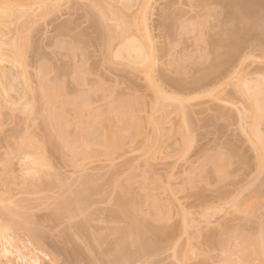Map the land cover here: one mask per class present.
<instances>
[{
	"label": "rangeland",
	"instance_id": "374dc122",
	"mask_svg": "<svg viewBox=\"0 0 264 264\" xmlns=\"http://www.w3.org/2000/svg\"><path fill=\"white\" fill-rule=\"evenodd\" d=\"M112 1L25 0L24 2H28L26 3L28 5L23 7L22 5L25 6L23 0H0V8L13 7L16 10V14L9 19L0 17V46L2 45L3 48L1 50H4L2 52L0 50L2 53L0 55H7L5 56V58L7 57L6 60L3 56V59L0 58L2 60V62L0 61V68L5 72L4 76L0 74V78L2 79H0V86L8 87V82L10 81L9 72L13 71V74L17 72L16 76L18 77L17 82H15V79L14 81H10L14 84L12 91L3 93L4 96L6 95V98L2 96L5 98V101L1 97L0 88V202L2 201L1 203L3 205L6 204L4 206L7 208L9 206L8 200L11 197L14 207L16 206V214L19 213L18 210L21 213L24 212V216L27 213V217L30 216V224H28L29 222L27 223L29 227L34 228L36 225L37 228L41 229L39 230L41 232H39L40 236L43 234V237H40L38 236L39 233H36V241H38L39 237L41 244H38L39 242L33 244L32 240H35L33 238L35 232L33 235L28 234V236L24 234V230L23 232L21 231L22 229L18 228L22 236L20 231H18V234L15 231L17 234V237H15L16 241H14V238L13 241L15 243L11 245L12 247L9 246L10 244L8 245L9 248L11 247L13 249V253L9 257L14 262L23 264L22 260L16 259L17 253L14 249L17 247L19 253L25 254L26 256H32L33 253L36 255L35 253H37L42 264H86L90 261H87L88 259L86 257L89 258L91 253L92 257L95 255L93 256V252L86 245L88 251H91V253H88L85 248L87 240L85 241L86 238L84 235L77 230L76 224L81 220L84 212L85 214L86 212L87 214L92 212L90 215L97 216L104 214V209L100 210L103 213L101 212L99 214H97L99 211H96L97 213L94 211L96 207L98 209L99 207H106L108 209L107 206H109L111 200L106 199L110 201L109 203L106 200L103 201L105 199L103 196L100 202L101 193L100 196L98 194L91 195L95 201L96 199L99 200L98 203L96 202L91 205L95 201L92 200L91 202V196L89 197L90 206L89 201L87 202L88 206L83 204L81 206L79 205L80 207L75 206L70 201L74 198V195H76L86 179H89V175L92 179H95L94 181L98 180V184L111 182L110 186H113L114 182L112 183V181L108 180L123 182L124 179L127 180L128 176L136 174L139 175L135 178L136 181L139 179V186L144 181L151 187L150 191L152 196L158 204L159 211L164 215H162V219L159 217V220L153 216L156 219L154 220L152 215L145 214V216H148L153 227H166L167 230L165 236L162 235L163 237L160 236V240H156L157 242L159 240L157 244L159 247H156L158 249L154 248L155 250L152 249L155 251L154 253L151 250V255L144 254L146 255L145 257L144 255H139L141 256H138L139 259L137 257L136 259L133 258L134 263H132V260L128 263L149 264L150 261H153L152 264L154 262H156L155 264H180L183 261L187 264H223L224 254L227 255L228 250H232L231 247L234 248L233 245H238L239 243L246 245L248 243L247 237L253 239L264 238V159L263 155L260 154L261 152L259 153V150L253 144V139L250 135L252 127L250 102L239 91V86L243 82L254 84L255 79H261L264 82V43L259 44L260 42L258 40H256L257 42L255 40L253 41L251 40V35L245 34L243 36L244 40L241 50L232 63V71H228L229 73H226L224 79L215 86H206L192 91H178L172 89L156 76L155 83L166 96L162 99L164 103H161V106L154 107L153 104L156 100V94L153 88L148 86L144 75L127 70L123 71L119 68L121 63L118 61L120 59L118 60L111 56L117 49L120 39H116L114 34L113 39L110 36H105L108 31L104 33L107 28L105 27L106 30H103V26L106 24H110L111 27L116 26L118 21L114 22V19L117 15L114 16V14H111V16H114L113 20L109 17V20L105 19L103 22H100L104 23L102 26L99 25L100 23L98 24L101 13L99 14L100 9L97 10V8H101V3L104 5L111 3L110 5L102 6L101 12L107 6L111 7L112 5L119 4L118 8L119 6L122 7L118 2L112 4ZM99 2H101L100 5ZM21 3L23 4L20 5ZM89 3L92 4L91 7H89L90 5L88 6ZM193 3H195V0H151L146 14L149 33L155 46L158 47L163 43H167L170 52L174 58L176 57L177 62L179 61L180 63L181 61L185 65L184 72L176 71L166 65L168 56H159L157 63L168 67L171 70V76L177 79L199 77L208 67L209 60L213 56L214 48L211 45V41L218 40V33L221 41L224 38L231 37L229 36V32L232 33L230 31L231 27L237 26L236 23H238V26L239 24L242 26L239 20H232V22L230 20L229 23L232 25H229L228 22V25H226L225 21L228 19V16L230 17V14H227L228 16L226 17V13H224L223 16L225 15V17L222 19H224L225 26L223 24L218 28L220 21L218 19H221V11L223 8L216 6L219 10L215 8V14L212 11L213 13L205 15L203 13V6L202 10L198 6L193 5ZM22 7L24 9L28 7L27 12H24ZM109 8L107 10H114L112 7L111 9ZM91 9L93 10L91 11ZM88 10H90L91 14L87 13L89 12ZM196 10L200 11V16L201 13L203 14L202 18L207 22V25L205 23L206 26L203 24L204 26L198 25L194 29H182V25L193 22L192 20ZM97 12L100 18L95 22V25H97L95 26L91 16L95 17ZM219 12L221 13L217 16ZM108 14L110 16V13ZM103 15L106 17H102L101 20L107 18V13ZM110 19L115 25L111 23ZM216 23H218V26H216ZM61 24L66 25L64 30L59 29ZM228 26H230V30L229 28L226 30ZM222 28L226 31H223L220 35L221 30H223ZM258 31L257 29L255 33ZM127 35L133 36L139 41L143 40L140 32H135V30L129 31ZM108 37H110V40ZM23 39L25 40L23 41ZM21 42H24V47ZM73 42L81 43V47H78L80 45L78 43V46L75 48L76 43H74V46L71 45ZM83 42L85 43L83 44ZM11 43H15L14 49L13 47L11 49L12 45L10 47L8 46ZM104 43L108 44V47ZM83 45L85 47L87 46V50L85 48L87 52L82 49ZM218 50L221 52L225 50V47L222 48L221 46ZM83 51L87 54H84ZM82 54L83 57L86 55L85 60L88 59V62L86 61L85 64L91 68L90 75L84 73L86 77V80L84 79L86 81L85 87L90 88L89 86L93 85L95 87L91 88H99L97 92L95 91L97 94H93L92 96L93 101L91 100L94 104L91 106L94 108L93 113L94 110L95 112L96 110L100 112L105 108L107 109L104 115L99 112H96L97 114L95 113L96 115L99 113L101 116L98 122L101 120V123L105 125L107 123L105 115L109 114L110 116L108 115V117L114 115L110 113V106L109 108H107L108 106L106 107V105L110 104L106 103L108 100L110 102V97L108 96L109 99L106 97L110 91L114 90L112 95L115 94L118 96L117 94L119 93L116 94L115 91L119 92L121 89L123 91L126 89L125 92L127 93L132 87L131 89H135L136 91H131L133 92L131 95L137 93L141 98L139 99V121L141 122L139 137L137 136V140H134V144L130 142L132 145L127 140V145L120 148L113 158L99 160L88 159L89 161L86 159L83 162V158L81 159L79 156L77 158L76 156L73 162L69 159L70 148H65L64 143L62 146L65 149L62 146L59 147V154L57 150L47 149V147L43 148V150L46 149L44 151L42 148L41 150L37 149L40 146H37L38 143L36 142L39 141L40 143L41 140L43 142V135L46 140L52 135H55V138L56 134L54 132L58 129L57 125L59 126V119L57 117L56 119L58 120L54 119L56 113H52V118L49 115L52 111L48 112L49 107L47 108L48 104H46L48 90L45 89L43 84L49 80L46 86L51 90H55V92L58 89L56 88L57 86L59 87V85L62 86L64 84L65 87L62 86L63 89L66 88L68 91L65 89L64 94L63 92L60 93L65 95L69 92V95H66L67 99L61 97V100L64 102H67L70 97V99L75 98L77 92L78 95L80 94L79 91L81 93L84 92L86 88L76 83L74 80L76 76H72L73 72L70 73V71L74 70L73 68L71 69L72 66L70 65H76L78 61V64H80L84 60L81 58ZM109 55L111 59L108 57ZM8 60L10 61L8 62ZM11 61L14 62V65L11 64L13 63ZM85 64L84 66L86 67ZM80 65L79 70L82 68ZM58 66H60L59 69L65 66L70 68L64 73L65 75L63 73L58 74L60 73L57 71ZM45 68L47 70L49 68V71L45 70ZM90 71L88 70V72ZM23 77L28 79L30 87L24 88V86H21V83L23 85ZM6 79L7 81H5ZM55 84L58 85L54 86ZM125 87H128V89ZM63 89H60V91ZM126 93L124 94L126 95ZM121 94L122 92L119 95L121 96ZM127 94L129 95L130 92ZM82 95H85V93H82ZM92 97L88 98L92 99ZM180 101L183 105L182 111L177 109L178 107L175 105V103H179ZM50 102L51 107L55 99ZM67 104L68 108L65 106L67 108V114L69 115L67 116L73 120L75 114L72 109L69 110L71 104ZM83 113L88 114L89 111L87 113L84 109L81 114L84 117L85 115ZM86 116L89 117V114ZM76 117L75 119H78ZM94 117H91V121L98 128L100 126L102 127L103 125L101 123L98 124L97 120L95 122L93 121ZM47 118L48 120H46ZM155 122L157 126H155ZM51 124L55 125H52V127ZM68 128L70 131L75 127L73 124H69ZM259 128L262 131L261 133H264V123ZM45 129H51V132L48 133L52 134L53 132V134L49 136L47 134L48 130L46 131ZM29 139H33L32 144L28 143ZM43 144L46 143L43 142L39 145L43 146ZM19 146H22V152L21 149L18 151L17 148ZM38 151L39 153L40 151L43 153L46 151L47 156L49 153L57 157H46L48 161L51 158L50 164L53 162V169L52 167L49 168L51 173V175L49 173V179L51 181L49 185H51L49 186L47 184V189H43L42 186L40 188L38 182L35 184L37 179L32 178L35 180V183L31 186L29 184L31 187L30 192L26 190L28 186L24 188L23 184L26 183L27 185V182L32 184L33 180L31 179L32 181L30 182L28 177H25V173L23 174L24 170H20L19 165L23 161V153H36L38 155ZM45 153L43 154L44 156H46ZM67 156L69 161H66ZM49 170L45 168L44 172H48ZM54 172H57L58 176L62 174L60 181H56L58 176H54ZM93 172L94 174L96 172V175ZM34 185H36L35 190L38 188V191L34 190ZM136 185L137 183L134 182L133 188L137 189ZM32 186L34 191H32ZM112 186L110 189H112ZM109 193L107 190V198L110 195ZM11 199L10 203L13 205ZM235 202L238 203L237 206L234 205ZM59 206H62V209H59ZM0 207L4 210L3 206ZM142 208L146 209V206L143 205ZM15 218L18 217L13 216V219ZM20 218L17 220L19 221ZM10 219L12 220V218ZM182 219H186V223L187 221L189 222L186 230L182 227ZM0 220L2 224L9 223L4 221V219ZM1 223L0 225H2ZM103 224L97 222L95 225H97V228H100ZM226 224H229L230 227L232 226L233 231L231 233H227L225 228L223 231V227ZM8 226L10 225L8 224ZM15 232L13 230L10 233L13 234ZM101 232H104V229ZM40 238L44 240L41 241ZM216 239L224 241L222 244H216ZM5 242L0 238V245ZM97 246L99 245L97 244ZM102 247L100 246L101 249H103ZM104 247L107 248L105 244ZM174 248H178L180 251L177 250L178 252L176 251V254H174ZM98 249L94 253L97 254L100 252V249L99 251ZM29 250H32V253ZM70 251L73 252L70 253ZM101 252L103 251L101 250ZM101 252L98 253L99 256H105ZM230 253L231 259L236 264H241V261H235L237 256ZM184 254H191L189 256L190 258H182L181 256ZM100 257H97L99 261L101 259ZM97 259L95 260L96 262H98ZM225 261L224 263L226 264L227 262Z\"/></svg>",
	"mask_w": 264,
	"mask_h": 264
},
{
	"label": "bare ground",
	"instance_id": "6f19581e",
	"mask_svg": "<svg viewBox=\"0 0 264 264\" xmlns=\"http://www.w3.org/2000/svg\"><path fill=\"white\" fill-rule=\"evenodd\" d=\"M24 1L25 0H23V2ZM114 1H116V2H114ZM150 1L151 0H113L112 4L113 3L115 4L118 2V3H120V5H122V7L119 6V8L121 7L119 9L118 8L119 4H116L117 8H116V5H114L115 7L112 5L111 7L114 9V10H112L110 6H107V8L110 7L109 9H111L110 10L111 12L109 10H107V8H106L105 10L108 12H106L104 10L103 11L104 13L101 12V8H102V6H105L108 3L104 5L103 3L99 2V5L101 3V8L99 7V8H97V10L100 9V12L99 11L98 12H99V14L101 13V18L106 17L103 14L107 13V18H103L101 20L100 15H98V12H97L95 17L91 16V19L94 20L93 24L95 25L96 24L95 22L98 21L99 18H100V21H98V24L100 22H103V20H105V19L109 20V17L112 18V20H113L114 16L117 15V16H115V19H114L115 20L114 22L118 21V23H116V26H114L117 28H114L113 26L111 27L110 24H106L107 26L104 25V23L99 24L101 26L104 25L103 30H106V28H107V30L104 31V33L108 31L107 34H105V36L107 35V36H110L111 38L112 37L114 38V36H116V39H120L119 40L120 42H118L119 45H118L117 49L115 50L114 53L111 52L112 55L111 54L110 55L113 58H117L118 60L120 59V61H118L121 63L120 64L121 66L119 68H121L123 71L127 70L130 72L136 73V74L141 73L144 75L145 80L148 83V86L153 88V90L155 91V94H156V100L153 104L154 107L159 106L161 103H164V102H162L163 101L162 99L166 96V94L163 93L161 91V89L159 88V86L155 83V79H156L155 77L156 76L159 79H161L163 82L168 84V86H170L172 89L178 90V91H183V90L192 91V90L200 89V88L206 87V86H212V85L215 86V85L219 84L222 81V79H224L226 73L230 72L231 67L233 65L232 63L234 62L235 58L237 57V55L240 52L241 47L243 45V40H244L243 36L245 34L251 35V40H253V41L258 40L260 42L259 44L264 43V0H195V3H193V5L198 6L199 9H202V6H203V9H204L203 13L205 15H209L213 12L215 14V10L218 9V8H216V6H219V7L223 8V10L221 11L222 16L224 13H226L225 14L226 17L228 16L227 14H230V17L228 16L227 17L228 19L226 18L229 21H227L225 19L226 25H228V24L232 25L229 23L230 20H231V22H232V20H237V21L239 20L241 22L242 26H240V24L238 26V23H236L237 26L235 25V26H233V28L231 27V30H230V26H228L226 28V30H228V28H229V30L232 31V33L229 32L230 33L229 36H231V37H227L228 39L227 38L223 39V40L227 39L226 41H223V40L221 41V39L219 38V33L217 34L218 40H212L211 41V45L214 48V53L212 54L213 56L209 60L208 67L204 70V72L199 77L190 78V79L189 78H186V79L185 78L184 79L173 78L170 74L171 70L168 69V67H165V65H159L157 63L159 56H168V62L166 65L173 68L176 71L184 72L185 71V67H184L185 65L182 64L181 61H180V63H179V61L177 62V60L175 59L176 57L174 58V56L170 52V49H169V46L167 45V43H163L157 47V46H155L154 42L152 41L150 33H149V27L147 24V15H146L147 11L149 9V6H150ZM26 3H28V2H24L25 6L22 5L23 3H21L20 5H22L23 7H26L28 5V4L26 5ZM110 4H108V5H110ZM207 4H209V6H207ZM91 5H92L91 3L88 4L89 7H91ZM23 7H22V9L24 12L26 10H28V7L26 9H24ZM116 9H118V10H116ZM92 10L93 9H91V11ZM88 11L89 12H87V13L91 14L90 10H88ZM199 12H200L199 10H196L194 18L192 20L193 22H188V24L182 25L181 28L182 29H192V28L194 29L195 27H198V25H203V24L205 25V23L207 25V22H205V20L202 18L203 14L201 13V16H200ZM221 12H219L218 15L216 13V15L219 16ZM108 13H110V16ZM15 14H16V10L13 7L0 8V17L1 18L3 17L6 19H9L11 16H13ZM111 14L112 15L114 14V16H111ZM225 15L223 17L221 16V19L220 18L218 19V20H220L218 28H220V26H222L225 23L224 19H222L225 17ZM191 19H192V17H191ZM112 20H111V23L115 25V23L112 22ZM227 22H228V24H227ZM216 24H217L216 26H218V23H216ZM234 24H235V22H234ZM95 26H97V25H95ZM224 26H225V24H224ZM224 26H223V28H225ZM65 28H66L65 24H61L59 26L60 30H64ZM257 29L259 31L255 33V31ZM133 30H135V32H140V35L143 37L142 41H139V40L135 39V37L130 36L132 33L130 35H127V33L129 31H133ZM226 30H224V29L221 30L220 35L223 31H226ZM109 31L112 32V36H111V32H109ZM113 34H114V36H113ZM120 36H122V37H120ZM110 37H108L109 40H110ZM85 39L87 40V38H85ZM24 40L25 39H23V41ZM82 40H83V38H82ZM109 40H107V41H109ZM21 43H22V46L24 47V44H23L24 42H21ZM74 43H76V42H73L71 45L74 46ZM78 43L79 42H77L75 44V46H74L75 48H76V46H78L77 45ZM84 43L85 42H83V44ZM108 43H110V41ZM14 44L15 43H11L8 46L10 47L12 45L11 49H12V47L14 49L15 48ZM79 44L80 45L78 47H81V43H79ZM87 44H88V41H87ZM104 44L107 45V47H108V44H106V43H104ZM89 46H90V44H89ZM89 46H88V49H89ZM221 46H222V48L225 47V50L220 52L218 49L221 48ZM86 47H85V45L82 46V49H84L85 52H87ZM1 48H3L2 45L0 46V50H1ZM85 48H86V50H85ZM2 51H4V50L2 49L1 52ZM85 52H84V54H87ZM5 54H7V53H5ZM110 55L108 57H110V59H111ZM2 56L6 60L7 57L5 58V56H7V55H5V56L0 55V58H2ZM84 56L85 57H83V54H82L81 58L82 59L86 58V55H84ZM0 61L2 62L1 59H0ZM9 61L10 60H8V62ZM86 61L88 62V59H86V60L84 59L82 61V63L85 64ZM11 62H13V61H11ZM78 62L76 65L73 63H72L73 65H70V66H72L71 69L72 68L74 69V70L70 71V73L73 72V74H75V75L72 74V76H76L74 79L76 81V83L80 84V86L85 87V83H86V81H84V79L86 80L85 74L88 73L90 75L91 74V71H90L91 68L88 67L87 64H85L86 67L89 68V69H87L84 66V64L80 65L82 63L78 64ZM11 64L14 65V62ZM77 65H78V67H77ZM79 65H80V67L82 66V68H80V70H79ZM59 67L60 66L57 67L58 70L56 68V70L60 72V73H58L56 71L58 74H61V73L64 74V73H66L68 68H70L68 66H65V67H61L59 69ZM45 70H47V68H45ZM88 70L90 72H88ZM8 71H9V69H8ZM47 71H49V68ZM11 72H9L10 81L11 80L14 81V79H15V82H17V79H18V77L16 76L17 72L16 73L14 72L15 74H13V71H11ZM0 74H2V76H4V74H5V72L1 68H0ZM88 74H87V76H88ZM21 76H23V75L21 74ZM23 78L24 79L21 78L23 80L22 81L23 85L21 83V86H24V88L30 87L28 84V79L26 77H23ZM5 81H7V79ZM10 81L8 82L9 83L8 87L2 86V85L0 86L1 97L4 96L3 93H6L8 91H12V89L14 88V86H13L14 84H12ZM47 81L49 82V80H47ZM44 82H46V81L44 80ZM48 82H46V83H48ZM254 82H255L254 84H248V82H243L241 84V86H239V91H241L247 97V99L250 102L251 111H252L251 112V114H252V127H251V131H250V135L252 136L253 144L255 145L256 149L259 150V153L261 152L260 154L263 155V159H264V133H261L262 131H260V128H259L260 125L264 123V82L261 79H255ZM46 83H44L45 85L43 84V86L45 87L46 90L49 91V93L47 91L48 99L46 102V104H48L47 108L49 107L48 112L52 111L51 114H49L51 118H52V116H51L52 113L53 112L56 113V115H54V117H55L54 119H56V117L59 119V121H58L59 126L57 125L58 129L55 128V129H57L56 132H54L56 134L55 138H54L55 135L54 136L52 135L53 132H52V134L48 133V132H51V129H49L50 131L48 129H45L46 131L48 130L47 134H49V136L52 135L53 137L52 136L48 137L46 140L44 138V135H43V142L46 143V144H43V146L44 145H46V146L43 147V146L39 145L40 143L41 144L43 143V142H41L42 141L41 140L40 143H39V141L36 142V143H38L37 146H40V148H37V147H35V148L40 149V150L42 148V150H43V148L47 147V149L51 148L53 150L55 149V151L57 150V153L59 154V151H60L59 147H61L62 144L64 143L65 148H68V147L70 148V151H69L70 152V158H69L70 161L74 162V158L76 156L78 158V156H79V158H81V159L83 158L84 160H82V161L85 162L86 159H87V161H89L92 159L93 160H99V159L113 158L114 155L118 152V150L120 148H123V146L127 145L128 142L129 143L133 142L132 144H134L135 143L134 140L139 137V131H141V122L139 121V107H140L139 106V99H141V98L136 92H135L136 94L131 95V93H133L135 90V89L134 90L131 89L132 87L130 88L131 90L129 89V91H128V92H130L129 95L127 94L128 92L127 93L125 92L126 89H124V88H123L124 91L122 89L119 92L115 91L116 94L117 93L120 94L122 92L121 96L119 94H117L118 96L113 94L114 97L116 96L115 98L112 95L114 90L110 91L111 93L109 92L108 95L104 94V95H106V97L108 99L110 97V102L106 98L108 100V102L106 101V103L107 104L110 103L109 105H106V107L108 106L107 108H109V106H110V113H111V115L114 114L111 117H108L109 114L105 115L106 116L105 120H107V123L104 125L101 123V120L98 122L99 118L101 117L99 113H103V115H104V112L107 111V109L105 108L103 111L101 110L100 112L96 110V112H99L98 115H96L97 113L95 112V110L93 113L94 108L91 107L94 105L92 102L93 101L92 96H93V94H97L96 92L99 88L96 87V89H93L95 87V86L93 87V85L89 86L90 88L85 87L86 90L82 93H85L86 96L88 95L89 98L92 97V99H89L88 97L86 98V96L82 95V93L79 91V93H80L79 95L77 92L78 96L75 95L76 97L73 99H70L71 97L70 98L68 97L69 99L67 100V102H64L61 100V97H63V99L64 98L67 99L66 95H69L68 94L69 92H67V94L63 95L65 92V89H66V88L63 89V87H65L64 84L62 82H60L63 84L62 85L63 87L61 85H59V87L58 86L56 87V88H58L57 90L59 91L58 92L56 90V92H57V95H56L55 90H51L50 88H47L48 86H46ZM57 83H59V82H57ZM78 84H77V86H78ZM56 85H58V84H55L54 86H56ZM91 87H93V88H91ZM125 88L128 89V87H125ZM60 89H63L64 91L63 90L60 91ZM24 90H26V89H24ZM81 91H83V90H81ZM131 91H133V92H131ZM60 92H63V94H61ZM124 93H126V95ZM4 97H2V98H4ZM73 97H74V95H73ZM5 98H4V101H5ZM111 98H113V100H111ZM54 99H55L54 103L57 102L58 104L56 103L54 105V103H52V106L50 107V105H51L50 101L54 100ZM56 99H58V101H56ZM59 100H61L62 103L59 102ZM87 101H89V102H87ZM140 102H141V100H140ZM67 103L71 104L69 110L72 109L73 113L75 114L74 115L72 113L74 115L73 120L68 117L69 115L67 114V111H66V109L68 108ZM179 103H175V105H177V107H178L177 109L182 111L183 105L181 104V101ZM140 105H141V103H140ZM175 105H174V107H175ZM65 106H67V108ZM166 107H167V105H166ZM84 109L87 111V113L89 111L88 114H89L90 118L86 116V115H88V114H85L86 112L83 113V115H85L86 118H84L85 116L83 117L81 115L82 112L84 111ZM164 109H165V106H164ZM175 109H176V107H175ZM108 113H109V109H108ZM91 115H93V116H91ZM75 116H77L78 119H75ZM91 117L95 118V120L93 118L94 122L97 120L98 124L101 123V125H103V126L102 127L100 126V128H98V126L95 125L91 121L92 120ZM81 118H82V120H81ZM58 119H56V120H58ZM46 120H48V118ZM56 120H55V122H56ZM46 122H48V121H46ZM55 122L53 121V123H55ZM97 122H96V124H97ZM102 122H104V121H102ZM69 124H73L75 128H73L72 130L69 131L68 130ZM156 124L157 123L155 122V126H157ZM52 125H55V124H51V126ZM106 125H108V126H106ZM46 128H47V126H46ZM41 139H42V137H41ZM127 140H128V142H127ZM28 143L32 144L33 139H29ZM132 144L130 143V145H132ZM17 149H18V151H19V149H21V152H22V146L21 147L19 146V148H17ZM44 150H46V149H44ZM61 151H62V148H61ZM41 152L42 151H40V153ZM38 153H39V151H38ZM44 153L42 152V154H40V155L39 154L37 155L35 153L36 156L34 153H23L24 154L23 159H22L23 161L19 165V168H21L20 170H24L23 174L25 173V177H28V180L30 182L33 180L32 178H34L35 180L37 179L36 183H35V180H33L32 184L29 182H27V185H26V183L23 184L24 188L26 186H28V189L26 188V190H28V191H30V189H31L30 186L33 185V183L37 184V182H38L40 184V185H38V186H40V188L42 186L43 189H45V188L47 189L48 186L46 187V185L47 184L49 185V183L51 182L49 179V173H50L49 168H51L53 166V162H51V164H52L51 165L50 164L51 158L48 161L47 160L48 158H46V157L51 156L53 158H56L57 156L56 155H50L49 153H48V156L46 155L47 153H45L46 156H44L43 155ZM68 156L66 158V161L68 160ZM58 157H59V155H58ZM59 158H61V157H59ZM77 158H76V161H77ZM52 161H53V159H52ZM42 168H44V169H42ZM45 168L49 171L44 172ZM52 169H53V167H52ZM7 170H8V168H7ZM5 172H6V167H5ZM93 174H94V172H93ZM50 175H51V173H50ZM94 175H96V172ZM54 176L57 177L58 173L54 172ZM60 176H62V174ZM60 176H58V179L56 181L61 180ZM138 176L139 175H136V174H134L132 176H128V178L126 177L127 180L124 179L123 182L122 181L115 182V180L110 179L108 181H112V183L114 182L113 186L111 185L112 189H110L111 188V186H110L111 182H106L105 183L106 186H105L104 182L98 184V182H97L98 180L94 181L95 179H92V177H90V175H89V179L88 178L86 179V181L82 184V186H80L81 188L77 191L76 195H74V198L70 201V203L75 204V206H79V205L81 206L83 204H86V206H88L87 205L88 203L90 206L89 197L91 195L94 196L93 194H98L100 196L101 193H102V196L100 197L101 198L100 202L102 201L103 196L105 198L103 201H105L106 199L111 200V202L106 200L108 203L110 202L109 206H107L108 209L106 207H103V208L99 207V209H98V207H96L97 210L95 209V211H94L95 213H97L96 211H99L97 213V214H99L102 212L100 210L104 209L103 210V211H105L104 214H102V215L99 214L100 216H97V215H90V214H92V212L90 214H87V212L85 214V212H84V215L81 217V220L76 224L77 230L82 235H84V237L86 238V239L84 238L85 241L87 240L86 241L87 244H85V248L87 249V247H86V245H87L89 250H91L93 252V256L95 255L94 257H92L91 251L89 252L87 249L88 253H91V256L88 255V256H90L89 257L90 259L85 256L86 254L84 256L88 259L87 261H89V260L90 261L92 260V261L91 262L89 261L90 263L87 262L86 264H129L131 262L130 260H132V263H134V259H136V257L138 259H139V257H141L139 255H144V254L151 255L152 252L153 253L155 252L152 249H154V248L158 249L156 247L158 246L157 244L160 240V236H162V235L165 236L167 229H166V227L160 228V226L158 228L156 226L153 227V224H151V221H149L147 215H149V216L152 215V217L154 216V217H156V219H158L159 217H160V219H162V217L164 215L161 214V212L159 211L158 204L152 196V193L150 191L151 187H149L146 184V182H144V181H142L140 183V186H139V179L137 181L135 180V178ZM96 179H97V177H96ZM134 182L137 183V185H136L137 189L133 188ZM29 184H30V186H29ZM107 184H109V185H107ZM35 186L36 185H34V190H35ZM7 188L9 189V187H7ZM133 189H134V191H136V193H134ZM34 190H33V186H32V191H34ZM107 190H108V193H109V191L113 192L112 194H111V192L109 193L110 195L108 196V198H107V195H108ZM7 191L9 192V190H7ZM35 191H38V188ZM92 196L90 198L91 202H92V200L95 201L94 199H92ZM10 199H11V197L8 200L9 206L7 205L9 207V209H8V207L6 208V206H4L6 204L3 205L1 203L2 201L0 202V206H3L4 210H5V211L2 210L0 207V219H4V221L9 222L7 224L4 222H3L4 224H2L0 222L2 224V225H0V238H1V240L6 241L5 243H1V245H0L1 246V249H0L1 255L0 256H2V257H0V264H18L17 262H14L13 260H11L9 255L11 253H13V249H11V247H12L11 245L13 243H15L14 242V241H16L15 237H17L16 235L19 233L18 232V231H20L19 229H22L21 231L24 230L25 232L24 231L23 232L25 235H28V234L33 235L35 232V235L33 237V238H35V240L33 239L32 243L37 244V242H39L38 244H41L39 237H38V241H36V237H37L36 233H39L40 232L39 230H41V229L37 228L36 225L34 226V228H31V226L29 227L28 224H30V222H29L30 216L27 217V215H28L27 213H26L27 215L25 214V216H24L23 215L24 212L21 213V211L18 210L19 213L18 212L17 213L19 214V216L21 215L20 216L22 218L21 219L18 216V214H16V210H15L16 206L14 207L13 200L11 199V202L13 204V205H11ZM97 200L98 199H96V201L94 203L92 202L91 205L95 204L96 202L98 203L99 200L98 201ZM237 204H238L237 202L234 203L235 206H237ZM10 205L12 206L13 210H11L12 208ZM143 205L146 206V209L142 208ZM86 206H85V208H86ZM23 207H26V206H23ZM105 208H106V210H105ZM59 209H62V206H59ZM58 211H55V212L59 213ZM15 214L18 218L13 219V216L16 217ZM145 214H147L146 215L147 217L145 216ZM152 217H151V219H152ZM154 217H153V219L156 220ZM10 218H12V220ZM19 218H20V220L18 221L17 219H19ZM27 218H28V220H27ZM15 220H16V222H15ZM185 220L186 219H184L182 222V227L186 230L187 227L189 226V222L187 221V223H186ZM97 222H99V224H100V222L102 224L103 223L104 224L101 225L102 227L99 226L100 228H97L96 227L97 225H95ZM8 224L10 226H8ZM35 224H37V223H35ZM190 224H191V222H190ZM223 225H225V224H223ZM223 225H221V226H223ZM228 225L229 224H226V226L223 227V231L225 228L227 233L228 232L231 233L233 231V228H232V226L230 227V225L229 226ZM15 228H16V230H15ZM100 229H101V231H103V229H104V232H101ZM13 230H14V232L16 231L17 234H16V232L11 234L10 232H12ZM21 231H20V234H21ZM26 231H28V233H26ZM40 233H39V235L38 234L37 235L40 236ZM42 235L43 234H41L40 237H43ZM21 236H22V234H21ZM18 237H19V235H18ZM14 238H15V240H14ZM45 238H46V236H45ZM157 239H159L158 242L156 241ZM247 239H248V243H246V245L239 243L238 245H233L234 248L231 247L232 250L230 249V247H228V249H230V250H228L226 248L228 250V254L227 255L224 254L225 258H223V264H225L224 263L225 260H226L225 262H227V263L236 264V262H234L231 259L230 255H229L230 252L237 256L235 261L236 260L241 261V264H253V263L264 264V240H263L264 238L262 237V239H253V238L247 237ZM17 240H18V238H17ZM42 240H44V239H41V241ZM85 241H84V243H85ZM223 241L224 240L216 239L215 243L216 244H222ZM95 244H96V246H97V244L99 245V246H97L96 249H95V247H96ZM104 244L107 246V248L104 247ZM8 245L11 247L9 248ZM100 246H103L102 247L103 249H101ZM13 248H14V246H13ZM98 248L100 249V252H101V250L103 252H105V253L101 252L102 255L105 254V256L104 255L102 256L104 259L102 257H100L101 255L99 256L98 253H100V252H98L97 254L94 253L97 251ZM99 249H98V251H99ZM18 250L19 249L17 247L14 249V251L17 253L16 259L22 260L23 264H42L40 262L41 259H39L40 257L37 256V253H35L36 255H34V253H33L32 256H26L25 254L19 253ZM151 250H152V252H151ZM177 250L180 251V249L174 248L173 253L176 254ZM227 250H226V253H227ZM84 251H86V250L84 249ZM72 252L73 251H70V253H72ZM150 252H151V254H150ZM30 253H32V250L30 251ZM82 253H84V252H82ZM73 255H74V253H73ZM146 255H144V257ZM190 255L184 254L181 257L185 259V258H188ZM79 256H80V254H79ZM97 257L101 258L100 261L97 259ZM147 257H150V256H147ZM70 258H72V257H70ZM142 258H143V256H142ZM73 259H76V258H73ZM93 259H94V261H93ZM96 259L98 262L95 261ZM85 260H84V262H85ZM69 261H71V260H69ZM182 262L183 261H181L180 264H187L185 262H183V263ZM71 263H73V262H71ZM152 263H153V261H150L149 264H152ZM155 263L156 262H154V264ZM46 264H48V263H46Z\"/></svg>",
	"mask_w": 264,
	"mask_h": 264
}]
</instances>
